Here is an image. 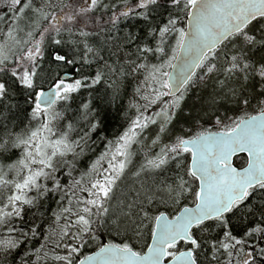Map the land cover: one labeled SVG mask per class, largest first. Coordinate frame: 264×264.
Returning a JSON list of instances; mask_svg holds the SVG:
<instances>
[{
	"label": "snow or ice",
	"instance_id": "obj_1",
	"mask_svg": "<svg viewBox=\"0 0 264 264\" xmlns=\"http://www.w3.org/2000/svg\"><path fill=\"white\" fill-rule=\"evenodd\" d=\"M0 264H264V0H0Z\"/></svg>",
	"mask_w": 264,
	"mask_h": 264
}]
</instances>
